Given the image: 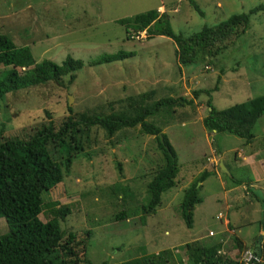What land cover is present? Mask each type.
<instances>
[{
	"label": "rangeland",
	"instance_id": "rangeland-1",
	"mask_svg": "<svg viewBox=\"0 0 264 264\" xmlns=\"http://www.w3.org/2000/svg\"><path fill=\"white\" fill-rule=\"evenodd\" d=\"M191 1L198 4L203 16ZM258 4L264 0H0V32L17 47L28 46L35 65L43 59L60 64L67 55L83 62L71 84L67 78L62 84L49 81L0 99L4 138H29L49 122L57 130L68 117L77 120L80 114L130 112L140 99H128L131 95L149 94L142 105L162 97L193 100L147 118L167 135L180 166L176 186L163 192L160 206L150 214L141 211L146 185L164 163L154 135L143 133L138 124L108 136L101 126L86 127L80 122L83 132L66 137L80 147L70 152L72 162L62 181L43 191L41 198L44 204L70 205L62 229L91 231L87 264H120L165 249L172 250L174 264H189L180 247L187 242L221 241L222 256L234 252L235 237L242 238L246 247L253 246L256 238L259 242L261 234L256 233L264 218V115L257 119L249 143L229 132L206 130L203 119L209 100L217 109H224L264 94V11L250 18L251 26L244 33L238 28L237 36L217 41L210 56L188 65L179 62L176 45L169 37H148L145 30L136 33L131 28L130 38H126L125 26L119 22L156 9L168 14L174 32L190 35L233 13L249 12ZM217 46L220 51L214 52ZM119 50L134 55L119 62L90 65L101 54ZM6 68L0 65V71ZM194 91L199 94L195 96ZM47 149L54 160L68 156L54 142H49ZM251 152L257 154L254 162ZM220 162L227 175L220 171ZM204 171L214 173L202 182V201L194 206L189 228L181 218L183 189ZM118 184L128 185L133 196L124 197L116 191ZM237 185L233 191L226 190ZM244 195L255 203V210ZM218 213L224 216L222 220ZM232 215L236 219L226 226L224 221ZM39 216L47 221L52 214L45 206ZM233 226L236 232L231 230ZM8 230L5 218L0 217V235Z\"/></svg>",
	"mask_w": 264,
	"mask_h": 264
},
{
	"label": "trees",
	"instance_id": "trees-1",
	"mask_svg": "<svg viewBox=\"0 0 264 264\" xmlns=\"http://www.w3.org/2000/svg\"><path fill=\"white\" fill-rule=\"evenodd\" d=\"M191 5L200 16H203L202 10L195 1H191ZM259 11H264V4H258L249 12L233 13L215 25H204L199 31L190 35L174 32L168 14L159 13L156 9L120 19L119 22L125 26L126 38H130L131 28L136 33L145 30L148 37L156 35L169 37L176 45L175 54L179 62L188 65L210 56L215 43L232 35L237 36L238 28H242L241 33H244L251 26L250 18ZM220 48L217 46L214 52L220 51ZM133 55V52L123 50L101 54L90 62V65L119 62ZM0 65L7 67L0 71V99L9 92L49 81L62 84L67 78V82L71 84L76 79V73L83 68L82 60L75 59L71 55H67L60 64L50 59H43L35 65L28 46L17 47L10 37L1 32ZM20 70L24 73L21 74ZM214 90H217V85ZM206 92L210 93V90ZM198 94L199 91H194L195 96ZM148 96L136 94L127 97L140 98L138 107L130 112H111L92 117L80 114L77 120L68 117L57 130L54 129L52 122H49L26 139L17 136L4 138V126L0 124V217L5 218L9 227L7 233L0 235V264L90 263L85 253L87 254V240L91 237V231L62 229L61 222H65L66 217L71 213L70 205H59L56 201L44 204L41 198L43 191L61 182L64 171L68 172L72 162L70 152L79 149L80 146L79 144L73 146L66 137L69 133L74 135L77 131L83 132L78 126L80 122L86 127L97 124L106 130L108 136L123 128L139 124L143 133L155 136L164 163L152 174L146 185L147 198L141 206V211L145 214L156 211L161 204L163 192L176 186L180 166L167 135L162 132L160 126L148 122L147 118L157 115L162 110L168 113L173 107L191 104L193 100L162 97L151 105H142ZM207 106L209 110L203 119L206 130H213L215 133L229 132L249 143L254 138L252 130L257 119L264 115V94L224 109H217L210 100ZM69 112H72L71 108ZM71 138L74 139V136ZM49 142L58 144L68 156L60 161L54 160L47 149ZM212 173L214 172H202L183 189L180 202L181 218L189 228L193 223L194 206L202 201L200 195L202 182ZM229 176L230 179H234L231 173ZM115 190L121 192L124 197L133 196L132 189L128 185H115ZM45 206L48 207L52 217L42 221L39 215ZM119 217H122V214ZM262 220L261 226L264 229V218ZM262 232L264 233V230ZM234 240L236 249L228 256L219 253L223 245L221 241L211 244L187 242L180 247L185 250L189 264H243L241 256L246 246L237 237ZM255 243L251 247L261 259L259 264H264V234L260 246ZM181 248L178 249L183 250ZM174 262L172 250L165 249L120 264H174ZM101 264L108 262L103 261Z\"/></svg>",
	"mask_w": 264,
	"mask_h": 264
},
{
	"label": "crops",
	"instance_id": "crops-1",
	"mask_svg": "<svg viewBox=\"0 0 264 264\" xmlns=\"http://www.w3.org/2000/svg\"><path fill=\"white\" fill-rule=\"evenodd\" d=\"M256 153V152H255ZM236 155H238L239 157H241V155L239 154V153H237ZM256 156H257V154H254V152L252 153L251 152V155H250V160L252 161L253 160V162H254V160H255V158H256ZM244 158H246L245 156H243V159ZM247 159V158H246ZM250 161V162H251ZM264 161V160H263ZM248 164V163H247ZM263 177H264V174H263ZM250 185H252V182L251 183H249ZM253 186V185H252ZM263 186V185H262ZM236 188H238V185L237 186H234V187H231V188H229V189H226L227 191L229 190V191H233V190H235ZM263 188H264V186H263ZM248 189V188H247ZM249 191V190H248ZM250 193V192H249ZM247 197H245V195L243 196L244 197V199H246V200H248V201H250V207H251V209L252 210H255L256 208H255V203L254 202H252L251 201V198L249 197V195H246ZM219 214V213H218ZM220 215H222L221 213H220ZM224 217V216H223ZM219 219V218H218ZM223 218H221V220H222ZM231 219H236V217L235 216H231V218L229 219V221L228 220H225L224 221V224L225 223H229V222H231ZM263 219V218H262ZM261 220V219H260ZM260 220H259V223H260ZM233 232H236V230H235V228H234V226L232 227V229H231ZM264 229H262V226H261V224H260V226H259V228L257 229V233L256 234H264L262 231H263ZM215 235V234H214ZM263 237V236H262ZM262 237H261V239H262ZM255 238V237H254ZM254 238H253V240H254ZM240 240L245 244V246H247L246 245V243H245V241L242 239V238H240ZM256 240H257V238H256ZM248 248H250L249 246L248 247H246V249H245V251L248 249ZM244 251V252H245Z\"/></svg>",
	"mask_w": 264,
	"mask_h": 264
},
{
	"label": "built area",
	"instance_id": "built-area-1",
	"mask_svg": "<svg viewBox=\"0 0 264 264\" xmlns=\"http://www.w3.org/2000/svg\"><path fill=\"white\" fill-rule=\"evenodd\" d=\"M209 234L212 235L213 232L210 231ZM260 261H261L260 257L254 252L253 249L246 250L241 256V262L243 264H248L249 262L251 264H259Z\"/></svg>",
	"mask_w": 264,
	"mask_h": 264
},
{
	"label": "water",
	"instance_id": "water-1",
	"mask_svg": "<svg viewBox=\"0 0 264 264\" xmlns=\"http://www.w3.org/2000/svg\"><path fill=\"white\" fill-rule=\"evenodd\" d=\"M69 102H70V99H69ZM160 139L162 140V135H161V134H160ZM219 168H220V171L223 172V173H227V172H228L227 168L224 166V164H223L222 162H220V164H219ZM258 239L260 240V239H261V236H259ZM259 244H260V243L257 242L256 245H259Z\"/></svg>",
	"mask_w": 264,
	"mask_h": 264
},
{
	"label": "clouds",
	"instance_id": "clouds-1",
	"mask_svg": "<svg viewBox=\"0 0 264 264\" xmlns=\"http://www.w3.org/2000/svg\"><path fill=\"white\" fill-rule=\"evenodd\" d=\"M217 218H219V219H221V218H223V215H220V213L217 215ZM225 225L227 226L228 225V223H225ZM210 232V231H209ZM214 233V232H213ZM212 235H214V234H212ZM211 235V236H212ZM263 235L261 234V237H262ZM261 240V239H260ZM260 240H259V243H260ZM255 244H257V242L255 243ZM257 246H260V244L259 245H257ZM248 249H253V247H251L250 246V248H248ZM247 249V250H248ZM244 253V252H243Z\"/></svg>",
	"mask_w": 264,
	"mask_h": 264
},
{
	"label": "bare ground",
	"instance_id": "bare-ground-1",
	"mask_svg": "<svg viewBox=\"0 0 264 264\" xmlns=\"http://www.w3.org/2000/svg\"><path fill=\"white\" fill-rule=\"evenodd\" d=\"M214 234V233H213Z\"/></svg>",
	"mask_w": 264,
	"mask_h": 264
}]
</instances>
